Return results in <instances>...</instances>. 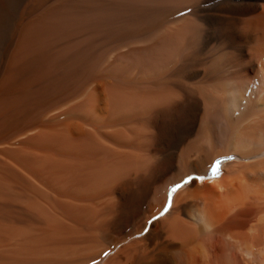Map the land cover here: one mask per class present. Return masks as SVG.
Returning a JSON list of instances; mask_svg holds the SVG:
<instances>
[{"label":"bare ground","instance_id":"obj_1","mask_svg":"<svg viewBox=\"0 0 264 264\" xmlns=\"http://www.w3.org/2000/svg\"><path fill=\"white\" fill-rule=\"evenodd\" d=\"M0 264H264V0H0Z\"/></svg>","mask_w":264,"mask_h":264},{"label":"snow or ice","instance_id":"obj_2","mask_svg":"<svg viewBox=\"0 0 264 264\" xmlns=\"http://www.w3.org/2000/svg\"><path fill=\"white\" fill-rule=\"evenodd\" d=\"M212 174H213V176H215V174H216V173H215V170H213V173H212ZM201 179H204V177H202ZM187 182H188V181H185V183H187ZM179 187H181V185H176V186L172 189V191H176V189L179 188Z\"/></svg>","mask_w":264,"mask_h":264}]
</instances>
